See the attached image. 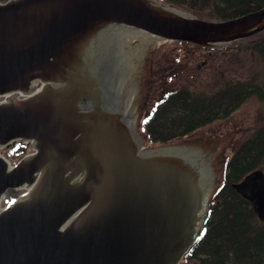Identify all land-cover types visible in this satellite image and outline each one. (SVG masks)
Here are the masks:
<instances>
[{
  "label": "water",
  "instance_id": "obj_1",
  "mask_svg": "<svg viewBox=\"0 0 264 264\" xmlns=\"http://www.w3.org/2000/svg\"><path fill=\"white\" fill-rule=\"evenodd\" d=\"M158 0L0 3V264H184L208 199L211 154L144 148L126 98L121 36L144 31L217 47L264 29V7L223 21L177 14ZM41 83L32 94L31 83ZM233 188L264 220V172ZM66 224L63 228L62 225Z\"/></svg>",
  "mask_w": 264,
  "mask_h": 264
},
{
  "label": "trees",
  "instance_id": "obj_2",
  "mask_svg": "<svg viewBox=\"0 0 264 264\" xmlns=\"http://www.w3.org/2000/svg\"><path fill=\"white\" fill-rule=\"evenodd\" d=\"M3 1L6 0H0ZM163 1L212 21L234 18L264 6V0ZM174 43L192 45L206 52L228 49L246 52L249 65L256 62L260 67L243 80L222 77L221 73L207 90L195 91L182 86L164 91L141 118L140 129L151 146L169 144L210 122L226 118L250 96L264 94V30L236 40L226 48ZM227 62L240 63V59L228 57ZM29 150V145L16 142L6 150L5 157H21ZM255 169L264 171V124L234 148L225 164L224 180L208 201L198 239L184 255V261H193V264H264V221L233 188V184L241 182Z\"/></svg>",
  "mask_w": 264,
  "mask_h": 264
},
{
  "label": "rangeland",
  "instance_id": "obj_3",
  "mask_svg": "<svg viewBox=\"0 0 264 264\" xmlns=\"http://www.w3.org/2000/svg\"><path fill=\"white\" fill-rule=\"evenodd\" d=\"M170 6L179 9L177 6ZM137 44V40L132 41V46ZM132 46L129 45L128 49L133 48ZM231 46L232 43H229L220 47ZM229 50L217 53L206 52L197 50L192 45L176 44L173 41H164L159 44L152 42L140 48L138 56L133 58V70L129 74V79L134 78L131 101L136 99L133 106L135 127L136 133L143 138L144 147L150 145L140 129L141 118L153 101L160 98L164 91L182 86L195 91L207 90L211 82L221 73L222 77L243 80L246 79L247 74H251V71L260 67L256 62L249 65V55L246 52ZM228 57L238 58L240 63L227 62ZM262 124H264V94L253 95L241 103L228 117L210 122L167 145L201 148L213 155L207 172L209 185L214 190L224 180L225 164L234 148ZM11 145L3 150L0 148V155L5 157V152ZM28 152H31V149ZM5 158L13 165L20 157L10 155ZM22 192L21 189L9 190L5 193L4 200H12ZM4 200L1 206L4 205ZM193 263L192 261L187 264Z\"/></svg>",
  "mask_w": 264,
  "mask_h": 264
},
{
  "label": "bare ground",
  "instance_id": "obj_4",
  "mask_svg": "<svg viewBox=\"0 0 264 264\" xmlns=\"http://www.w3.org/2000/svg\"><path fill=\"white\" fill-rule=\"evenodd\" d=\"M170 9L173 10V12L184 15V13L176 8L171 7ZM122 44L124 46V49L127 53V64H126V77H120V81L129 79V74L133 70L132 61L133 58L138 56V52L140 48H142L143 45L149 44V43H156L159 44L160 42H164V40L154 37L151 34H148L144 31H137L125 36L120 37ZM137 40L138 44L135 46H132V41ZM132 46L133 48L128 49V46ZM134 92V86H132V91H126V98L131 102V96Z\"/></svg>",
  "mask_w": 264,
  "mask_h": 264
}]
</instances>
